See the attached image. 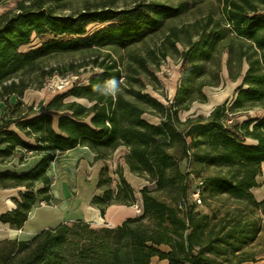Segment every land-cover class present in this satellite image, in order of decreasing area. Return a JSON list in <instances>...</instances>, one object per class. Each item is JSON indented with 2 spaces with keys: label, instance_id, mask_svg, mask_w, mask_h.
<instances>
[{
  "label": "trees",
  "instance_id": "trees-1",
  "mask_svg": "<svg viewBox=\"0 0 264 264\" xmlns=\"http://www.w3.org/2000/svg\"><path fill=\"white\" fill-rule=\"evenodd\" d=\"M64 1L31 0L20 3L13 15H0V94L16 97L13 104L4 102L0 116V164L17 159L21 165L39 157L26 172L0 171V190L22 189L0 223L19 230L37 202L56 205L47 170L57 155L77 147L92 152L94 161L124 147L128 172L154 188L144 185L136 196L120 170L114 172L118 183L113 186L103 165L95 183L99 194L91 205L103 216L109 206L130 207L138 198L139 215L116 227L74 220L29 240H0V264H151L153 258L167 264H241L264 259V197L258 200L253 193L261 185L264 163V0H217L219 15L207 13L168 30L166 39L179 55L180 77L173 101L166 105L134 88L117 59L109 53L99 59L96 52L141 42L186 13L188 2L172 6L135 0L121 9L54 12V5L60 8ZM93 24L102 27L88 34ZM33 38L40 39L39 45L22 51ZM70 54L83 55L80 64L65 70L39 66L49 57ZM222 54L227 55L228 78L241 79L233 98L216 105L206 118L181 121L179 113L191 103L206 102L205 87L220 84ZM87 66L97 72L85 84L78 79L45 107L35 111L21 102L31 82L40 87L45 77L78 76V69ZM112 79L120 89L115 97L98 90ZM69 97L88 106L66 101ZM145 113L158 123L145 120ZM196 167L213 173L200 177ZM197 190L199 205L193 199Z\"/></svg>",
  "mask_w": 264,
  "mask_h": 264
},
{
  "label": "rangeland",
  "instance_id": "rangeland-1",
  "mask_svg": "<svg viewBox=\"0 0 264 264\" xmlns=\"http://www.w3.org/2000/svg\"><path fill=\"white\" fill-rule=\"evenodd\" d=\"M135 0H65L60 8L54 5V12L61 13L63 15L73 14L84 8L90 9H99L103 7H109L111 9H121L127 8L132 5ZM160 3H165L167 5L175 6L181 0H156ZM189 4V9L186 13L180 17L167 20L164 24V27L148 36L139 43H136L132 46L127 47L126 49L113 48L105 49L96 54L99 55V59L103 57L106 53H109L111 58H115L118 62L126 68L127 74L130 78V83L136 89H141L142 93L149 94L152 98L156 99L163 105L171 103L175 95L176 89L179 85V55L178 53L173 52L170 47L169 41H167L166 36L167 32L172 27L186 26L189 23H192L193 20L202 17L207 13H213L214 15L220 14V6L217 0H185ZM31 0H0V15L7 14L13 15L17 12L18 5L21 3L28 4ZM102 26L93 24L88 28V34L94 33L99 30ZM179 37L183 40V34H179ZM40 43L39 38H33L29 46L23 47L21 50L25 51L30 48L37 47ZM175 48L180 52L182 46L179 43L175 44ZM161 52L167 54L166 57H161ZM81 54H70V55H59L52 56L43 60L39 66L44 70L49 69L50 67L58 66L60 70H65L68 68L69 64L78 65L81 62ZM227 59L226 54L221 55L222 69L220 73V84L213 87H205L203 92L206 96L205 103L193 102L190 104V107L187 111H181L179 113V119L184 121L188 117L201 116L206 118L212 108L216 105H220L223 102H230L234 96L235 89L240 85V78L237 80H231L227 76L225 61ZM136 60L143 62V67H139ZM97 72L96 69L91 67L79 68L77 71L78 79L80 84H85L87 78L92 74ZM71 72L67 73L70 74ZM74 73V72H72ZM30 74L26 73L25 78H29ZM55 76H58L55 74ZM51 77L43 78V81L38 87L35 82L29 84V88L26 89L21 97V102L26 107H32L33 110L37 111L40 108L45 107L48 102H50L57 94L63 93L68 87L59 90L56 88L59 86L60 79L52 80ZM49 79V80H48ZM78 81V80H77ZM77 83V82H76ZM141 85V87H140ZM13 104L16 101L14 95L3 96L0 94V116L3 114L5 109L4 102ZM66 101H76L84 106H88V103L83 99H74L69 97ZM250 115H256L258 112L251 111ZM143 118L152 124H157L159 119L150 114L145 113ZM53 127H56L57 117H52ZM126 149L124 147L118 148L116 151L109 154L108 158L104 161H98L97 163L89 164L88 167L84 166L85 169L79 168L81 163H78L73 169V174L76 176L74 185H69V190L67 189L65 181L61 180L57 182L55 187L58 197L63 199V206L61 209H64L67 213L75 215L80 210V205L82 206L90 199V194L94 193L97 195L94 188L96 177L99 169L103 165H107L109 174L111 175L113 186L118 183L117 176L115 175L116 170H120L125 180L137 192L139 188L146 185L148 188H154L153 184L147 183L146 181L136 177L135 175L128 172L123 155L125 154ZM196 170L199 172V176L203 177L210 173H213L212 169H203L201 167H196ZM53 180L56 179L54 172H51ZM65 175H62L64 177ZM67 176H70L69 174ZM68 181V179H67ZM64 183V184H63ZM260 187L253 191L255 197L259 200L264 196V167H262V174L260 178ZM70 192V199L75 198V200H68L67 193ZM45 204V203H43ZM135 205V204H134ZM134 205L130 206L133 207ZM136 205H140V201L137 198ZM69 206V207H68ZM211 207H215L211 203ZM140 207V206H139ZM198 209L204 211L205 209L201 206ZM103 218V217H102ZM106 224V223H105ZM1 231V228H0ZM261 260V259H260Z\"/></svg>",
  "mask_w": 264,
  "mask_h": 264
},
{
  "label": "crops",
  "instance_id": "crops-1",
  "mask_svg": "<svg viewBox=\"0 0 264 264\" xmlns=\"http://www.w3.org/2000/svg\"><path fill=\"white\" fill-rule=\"evenodd\" d=\"M38 160L39 157H32L26 163L18 165L17 159H13L7 164H0V171L13 170L17 172H26L34 167L37 164ZM97 162L98 161H94V154L85 147H77L66 151L61 155H57L53 162L50 164L47 170V174L52 181L51 193L53 197L58 200V203L56 205H47L37 202L31 208L30 212L28 213L27 220L19 230L11 229L7 224L0 223V240H29L32 236L46 228L55 227L62 222L74 220L84 221L86 223H89L93 227H116L126 218L139 215L135 212L134 207L111 205L105 210L104 215L101 216L98 209L91 205V199L96 195L95 193L93 195L90 194V199L83 206L82 204L80 205V210H78V213H76L75 215H67L69 213V210L66 213L64 209H61L64 204L63 199L59 198L58 193H56L55 191L57 182L60 180L62 182L65 181L67 189L69 190V185H74L76 180V176L72 172L73 169H75L76 165L78 163H81L79 168L85 169L84 166L88 167L89 164ZM262 167H264V163H262L261 169ZM52 170L54 172V176H56L55 180H53L51 175ZM68 174L70 176H67ZM62 175L65 176L62 177ZM20 191H22L21 188L0 190V215L15 207L14 199L17 198ZM97 192L99 194L98 190H96V193ZM69 195L70 192L67 193L68 200H75V198L70 199L71 197ZM151 264H167V261H159L158 259L153 258L151 260ZM241 264H264V259L258 260L256 262H244Z\"/></svg>",
  "mask_w": 264,
  "mask_h": 264
},
{
  "label": "built area",
  "instance_id": "built-area-1",
  "mask_svg": "<svg viewBox=\"0 0 264 264\" xmlns=\"http://www.w3.org/2000/svg\"><path fill=\"white\" fill-rule=\"evenodd\" d=\"M77 77H78L77 75H69V76H66L64 78H58V77H56V79H60V80H58L60 84H59L58 87L56 85V88H58L59 90H61V89H64L66 87H70V86L74 85L77 82V80H78ZM193 199H194V201H195L196 204H198V205L200 204V200L198 198V190L193 195ZM133 207H134V210H135V212L137 214H140L141 213V208L139 206L134 205Z\"/></svg>",
  "mask_w": 264,
  "mask_h": 264
},
{
  "label": "clouds",
  "instance_id": "clouds-1",
  "mask_svg": "<svg viewBox=\"0 0 264 264\" xmlns=\"http://www.w3.org/2000/svg\"><path fill=\"white\" fill-rule=\"evenodd\" d=\"M98 90L102 91L104 94H110L113 97H115L120 89H119L118 82L115 79H112L108 82L106 88H104L103 90L101 89H98Z\"/></svg>",
  "mask_w": 264,
  "mask_h": 264
}]
</instances>
